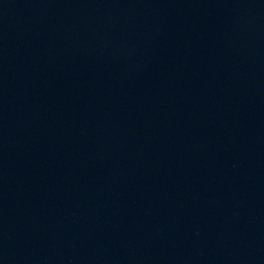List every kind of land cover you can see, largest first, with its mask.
<instances>
[{
	"label": "water",
	"instance_id": "1",
	"mask_svg": "<svg viewBox=\"0 0 264 264\" xmlns=\"http://www.w3.org/2000/svg\"><path fill=\"white\" fill-rule=\"evenodd\" d=\"M0 264H264V0H0Z\"/></svg>",
	"mask_w": 264,
	"mask_h": 264
}]
</instances>
